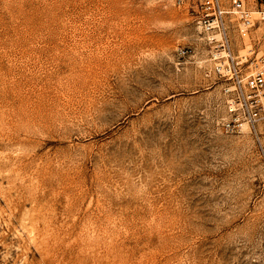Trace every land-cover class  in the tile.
Returning a JSON list of instances; mask_svg holds the SVG:
<instances>
[{"label": "rangeland", "instance_id": "rangeland-1", "mask_svg": "<svg viewBox=\"0 0 264 264\" xmlns=\"http://www.w3.org/2000/svg\"><path fill=\"white\" fill-rule=\"evenodd\" d=\"M195 3L0 0V264H264V137Z\"/></svg>", "mask_w": 264, "mask_h": 264}, {"label": "built area", "instance_id": "built-area-1", "mask_svg": "<svg viewBox=\"0 0 264 264\" xmlns=\"http://www.w3.org/2000/svg\"><path fill=\"white\" fill-rule=\"evenodd\" d=\"M198 28L212 45L214 74L224 80L230 132L244 127L264 137V0H199L193 5ZM233 30L239 45L232 39Z\"/></svg>", "mask_w": 264, "mask_h": 264}, {"label": "bare ground", "instance_id": "bare-ground-1", "mask_svg": "<svg viewBox=\"0 0 264 264\" xmlns=\"http://www.w3.org/2000/svg\"><path fill=\"white\" fill-rule=\"evenodd\" d=\"M139 79H140V78H139ZM134 80H135V79H134ZM133 82H134V81H132V83H133ZM132 83H131V84H132ZM139 83H140V82H139ZM140 84H141V83H140ZM133 85H134V84H133ZM141 85H142V84H141ZM139 86H140V85H139ZM142 86H144V85H142ZM129 87H130V86H129ZM134 87H135V86H134ZM136 87H137V86H136ZM130 88H131V87H130ZM137 88H138V87H137ZM126 89H127V88H126ZM132 89H134V88H132ZM128 90L130 91V89H128ZM134 90H136V89H134ZM125 91H126V90H125ZM129 91H128V92H129ZM132 91H133V90H132ZM135 92H137V90H136ZM129 93H130V92H129ZM136 94H137V93H136ZM136 94H135V95H136ZM148 94H150V93H148ZM135 95H134V96H135ZM146 95H147V94H146ZM115 98H116V97H115ZM118 98H119V97H118ZM121 98H122V97H121ZM127 98H129V97H127ZM153 98H154V97H153ZM113 100H114V99H113ZM124 100H125V99H124ZM124 100H123V101H124ZM151 100H152V99H151ZM151 100H150V102H151ZM155 100H156V99H155ZM121 101H122V99H121ZM146 101H147V100H146ZM132 102H133V101H132ZM114 103H115V102H114ZM106 104H107V103H106ZM108 104H109V103H108ZM125 104H128V101H127ZM110 105H111V103H110ZM112 105H113V103H112ZM106 106H107V105H106ZM101 107H102V106H101ZM139 108H141V110H142V104H140V103H139L138 106L136 105V107L134 108V111H138ZM106 109H107V107H106ZM103 110H105V109H103ZM141 110H140V111H141ZM97 111H98V110H97ZM100 111H101V110H100ZM114 111H115V110H114ZM104 112H105V111H104ZM104 112H103L102 114H104ZM109 112H111V111H109ZM116 112H117V111H116ZM146 112H147V111H146ZM153 112H154V111H153ZM107 113H108V112H107ZM132 113H133V112H132ZM108 114H109V113H108ZM110 114H111V113H110ZM134 114H135V113H134ZM97 115H98V114H97ZM112 115H113V113H112ZM115 115H117V114H115ZM130 115H131V114H130ZM101 116H102V115H101ZM104 116H105V115H104ZM109 116H111V115H109ZM118 116H119V115H118ZM98 117H99V119H100V116H98ZM127 117H128V116H127ZM129 117H130V116H129ZM101 118H102V117H101ZM134 118H135V117H134ZM153 118H154V117H153ZM104 119H105V117H104ZM120 119H121V118H120ZM137 119H138V118H137ZM101 120H102V119H101ZM133 120H134V119H133ZM99 121H100V120H99ZM123 121H124V119H123ZM108 122H109V120H108ZM131 122H132V120H131ZM109 123H110V122H109ZM134 123H135V122H134ZM119 124H120V123H119ZM119 124H118V125H119ZM120 125H122V124H120ZM132 126H133V125H132ZM111 127H112V126H111ZM111 127H110V128H111ZM148 127H149V126H148ZM131 129H132V127H131ZM139 130H141V129H139ZM133 131H134V130H133ZM131 132H132V130H131ZM141 132H142V131H141ZM132 133H133V132H132ZM132 133H131V134H132ZM134 134H135V133H134ZM128 135H130V134H128ZM143 135H144V134H143ZM120 136H121V135H120ZM130 136H131V135H130ZM128 137H129V136H128ZM131 137H132V136H131ZM134 137H135V136H134ZM119 138H120V137H119ZM132 138H133V137H132ZM132 138H131V139H132ZM128 139H129V138H128ZM141 139H142V138H141ZM141 139H140V140H141ZM129 140H130V139H129ZM134 140H135V139H134ZM134 140H133L132 142H134ZM125 142H127V141H125ZM128 142H129V141H128ZM128 142H127V143H128ZM119 143H120V142H119ZM130 143H131V140H130ZM134 143H135V142H134ZM134 143H133V145H136V144H134ZM140 143H141V142H140ZM123 144H124V143H123ZM123 144H122V145H123ZM119 145H121V144H119ZM126 145H127V144H126ZM120 152H121V151H120Z\"/></svg>", "mask_w": 264, "mask_h": 264}]
</instances>
